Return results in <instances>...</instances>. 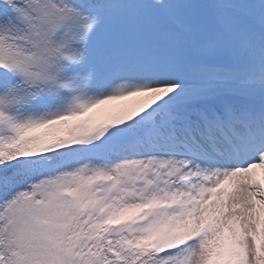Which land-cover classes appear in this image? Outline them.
<instances>
[{"label": "snow or ice", "instance_id": "obj_1", "mask_svg": "<svg viewBox=\"0 0 264 264\" xmlns=\"http://www.w3.org/2000/svg\"><path fill=\"white\" fill-rule=\"evenodd\" d=\"M0 264H264V0H0Z\"/></svg>", "mask_w": 264, "mask_h": 264}]
</instances>
